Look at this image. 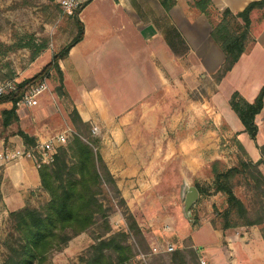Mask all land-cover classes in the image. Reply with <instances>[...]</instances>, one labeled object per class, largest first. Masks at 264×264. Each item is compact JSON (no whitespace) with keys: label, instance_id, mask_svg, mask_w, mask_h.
I'll use <instances>...</instances> for the list:
<instances>
[{"label":"crops","instance_id":"1","mask_svg":"<svg viewBox=\"0 0 264 264\" xmlns=\"http://www.w3.org/2000/svg\"><path fill=\"white\" fill-rule=\"evenodd\" d=\"M192 1L175 0L166 10L160 0H90L76 15L83 24L82 38L57 62L64 96L82 121L98 126L99 153L132 214L136 218L139 211L131 205L151 203L157 208L163 200L166 209L145 226L161 220L172 234L184 226L181 189L192 186L193 180L212 179L204 166L213 160L234 165L235 142L257 162L261 155L256 145L264 144V96L254 117V138L228 103L234 91L252 101L264 84V19L257 21L261 11L254 9L250 15L253 44L215 82L212 75L224 54L211 36L209 21L191 7ZM211 1L218 10L239 11L253 0ZM73 19H63L52 29L51 48L34 59V64L40 61L38 70L74 36ZM186 74L198 79L204 98L190 97ZM54 75L49 70L52 86L46 77L51 91L59 85ZM58 102L44 92L34 106L17 105V119L5 127L0 115V154L26 145L19 130L37 140L57 129L69 112ZM9 107V102L0 104V112ZM259 169L264 175V164ZM40 186L34 159L0 164L4 223L8 211L32 205L38 197L48 199ZM138 224L152 247L155 236ZM201 231L207 237L203 244ZM185 233L194 247L201 245L202 264H264V240L256 225L221 230L208 222Z\"/></svg>","mask_w":264,"mask_h":264},{"label":"trees","instance_id":"2","mask_svg":"<svg viewBox=\"0 0 264 264\" xmlns=\"http://www.w3.org/2000/svg\"><path fill=\"white\" fill-rule=\"evenodd\" d=\"M174 2L175 0H160L166 10ZM191 7L205 15L211 25V36L224 54L223 63L212 75L214 81L218 82L253 44L250 15L254 9H259L261 14L257 21L264 19V0L250 1L239 11H231L228 8L218 10L211 0H193ZM73 20L76 25L74 36L33 76L16 79L15 90L0 94V104L10 103L9 108L1 110L3 127L17 119L15 110L24 88L35 80L48 77L49 70H54L59 82L57 90L63 94L62 74L57 62L65 57L70 47L83 36L82 22L76 16ZM12 74L8 69L3 77L10 80ZM192 78L191 75L184 78L188 88L198 91V96L192 98H204V90L198 81L191 82ZM263 96L264 84L260 86L252 101H246L236 91L230 95L228 101L250 138H254L256 133L254 117L262 108ZM67 118L75 130L72 139L65 146L58 147L51 164L36 162L40 187L47 193L48 199L38 206L26 203L23 207L8 211L5 253L0 264H50L51 252L61 249L72 237L88 231L98 223L102 229L95 234L94 243L88 246L84 256L80 257L83 264H123L132 253L127 239L133 236L142 243L145 241L131 212H126V229L111 232L107 220V212L111 207L105 206L98 196L101 186H108L120 204L126 209L127 207L99 153V140L95 146V141L86 139L83 135L89 130V123L81 120L74 107L67 113ZM18 134L26 146L35 141L21 130ZM257 148L261 155L257 162H253L243 146L236 142L237 159L234 165L228 167L219 160H213L204 167L208 168V173L212 176V190L226 196L227 207L220 213V229L256 225L260 226L264 240V175L259 169V164H264V144L257 145ZM236 174L243 175L246 184L256 193L253 207L258 215L254 218L250 216L249 208L233 192L231 178ZM196 188L202 195L203 189L198 184ZM112 252L115 254V260L112 259ZM169 255L171 261L176 264H186L187 259L198 264L200 257L198 248L177 247L170 251Z\"/></svg>","mask_w":264,"mask_h":264},{"label":"rangeland","instance_id":"3","mask_svg":"<svg viewBox=\"0 0 264 264\" xmlns=\"http://www.w3.org/2000/svg\"><path fill=\"white\" fill-rule=\"evenodd\" d=\"M63 19L66 20L73 18L65 17L60 14L58 3H56L55 0H0V83L5 81L3 75L8 71V69H10L13 73L12 79L15 78L17 80L31 77L38 71L40 66L38 63L40 61H37V63L34 64V59L43 49L46 50L51 48L49 38L50 33L52 29L58 25L59 21H62ZM188 75L189 74L184 75V78ZM51 77L53 78V76ZM51 77L48 76L50 86H52ZM54 78H56L55 75ZM194 80L198 81L197 78L193 77L191 82ZM188 89L190 91L191 98L198 96V91L193 88ZM52 91L49 90L46 93L51 94V98L53 100L56 101L58 99L60 107L63 106L70 111L71 107L69 106V100L64 96V93L61 95L57 90V86H54ZM57 123L58 128L53 132L62 130L65 127L72 128V125L68 122L67 114L65 121L60 120ZM93 125L97 127V131L94 134L91 132V127ZM98 132V126L92 123L89 124V130L87 132L85 131V134L83 135L86 139L89 138L91 141H95L96 146L98 144ZM72 137L73 135H70L67 142L62 146H65L72 139ZM219 161L223 162L222 160ZM207 176L212 178L210 173H208ZM192 184L195 188L196 184H198L199 187L203 189V193L201 195L197 190L198 196L189 206L187 216H185L184 213H180L184 217V226H180L178 231L174 230V234L166 232L169 229V225L161 220L158 221L157 225L153 224L151 226H145L148 225L147 223L149 221H151L150 218H154V216L159 215L161 211L166 209L168 204L163 202V200L162 203L157 205V208L151 203H136L131 205L139 211L138 213L136 212V218H138V221L135 218V215L132 214L137 224L140 223L142 225L141 227H144L143 230L147 234H153L155 236L154 237L152 235L155 240L153 246H156L157 244H166L167 242L172 244L174 249L177 247L181 249L196 248L193 246L190 238L184 236L186 234L185 232L190 227L198 224L200 225V223L206 224L209 222L213 228L220 229L222 224L220 213L227 207L225 202L226 196L221 192H214L212 190V179L208 182L206 179L200 178V181L193 180ZM231 186L234 194L249 208L250 216L252 218L256 217L258 214L255 212L253 207L256 193L246 184L243 175L236 174L233 176L231 178ZM98 196L105 206L110 205L111 207V209L107 212V220L111 227V232L124 231L126 229V212H131L129 206L125 203L127 207L126 209L122 204H120L119 199L114 195L109 187L105 185L101 186V191ZM43 202L44 199L42 197H38L34 200L32 206H38ZM179 207L182 210L183 199H179ZM237 227L234 228L236 229ZM7 229L8 224L4 223L2 214L0 213V262L5 253L4 243L6 240L5 237ZM101 229V224L98 223L88 231L72 237L64 246L61 247V249L50 253V264H83L80 257H83L88 246L94 243L93 237L95 234L100 232ZM203 231H201L198 236L200 241L202 240V244L207 241L206 233L203 234ZM144 239V243L138 241V239L133 236L127 239L128 245L132 247V253L131 256L123 262V264H176L171 261L169 252L153 253L145 236ZM198 249H201V245L198 246ZM141 255H143V257H141ZM112 259L115 260V254L113 252ZM186 264L195 263L190 259H187ZM198 264H202L200 257Z\"/></svg>","mask_w":264,"mask_h":264},{"label":"built area","instance_id":"4","mask_svg":"<svg viewBox=\"0 0 264 264\" xmlns=\"http://www.w3.org/2000/svg\"><path fill=\"white\" fill-rule=\"evenodd\" d=\"M90 0H58V6L60 14L65 17L73 18L77 15L80 8ZM16 79L5 80L0 83V94L7 93L16 89ZM49 86L46 81V77L35 80L28 84L17 102V105H23L25 107L34 106L37 104V100L44 92H48ZM97 127L93 125L91 127L92 134L96 133ZM75 131L70 127H65L62 130L52 132L47 137L37 139L32 145H20L18 147L7 149L0 154V164H4L9 160L20 158H32L36 162L51 164L54 160V155L58 147L64 145L68 137L73 135ZM173 245L170 243L154 245L151 247L152 252L167 253L172 251ZM143 257V255H141ZM202 262V261H201Z\"/></svg>","mask_w":264,"mask_h":264},{"label":"water","instance_id":"5","mask_svg":"<svg viewBox=\"0 0 264 264\" xmlns=\"http://www.w3.org/2000/svg\"><path fill=\"white\" fill-rule=\"evenodd\" d=\"M198 196L197 189L194 186H186L181 189V197L183 199V213L188 214L189 206L196 200Z\"/></svg>","mask_w":264,"mask_h":264}]
</instances>
